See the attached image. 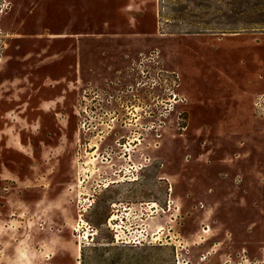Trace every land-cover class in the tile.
I'll use <instances>...</instances> for the list:
<instances>
[{
  "label": "rangeland",
  "instance_id": "rangeland-1",
  "mask_svg": "<svg viewBox=\"0 0 264 264\" xmlns=\"http://www.w3.org/2000/svg\"><path fill=\"white\" fill-rule=\"evenodd\" d=\"M260 95L264 0H0V264H264Z\"/></svg>",
  "mask_w": 264,
  "mask_h": 264
},
{
  "label": "built area",
  "instance_id": "built-area-1",
  "mask_svg": "<svg viewBox=\"0 0 264 264\" xmlns=\"http://www.w3.org/2000/svg\"><path fill=\"white\" fill-rule=\"evenodd\" d=\"M167 81V79H165ZM171 96L173 97V100L176 98L175 94H171ZM177 101H175L174 103H176ZM254 107L255 110H257L258 114L261 115L264 118V95H260L258 96L255 101H254Z\"/></svg>",
  "mask_w": 264,
  "mask_h": 264
},
{
  "label": "bare ground",
  "instance_id": "bare-ground-1",
  "mask_svg": "<svg viewBox=\"0 0 264 264\" xmlns=\"http://www.w3.org/2000/svg\"><path fill=\"white\" fill-rule=\"evenodd\" d=\"M115 217H116V215L113 214V215L110 217V220L115 219ZM66 220H69V218H66ZM162 229H163V225H160L158 230H162ZM80 247H81L80 245L77 246V249H79ZM22 264H24V263H22Z\"/></svg>",
  "mask_w": 264,
  "mask_h": 264
}]
</instances>
